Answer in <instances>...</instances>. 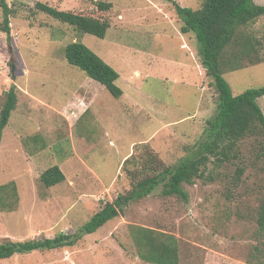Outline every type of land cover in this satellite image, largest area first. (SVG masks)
Here are the masks:
<instances>
[{"label":"rangeland","instance_id":"374dc122","mask_svg":"<svg viewBox=\"0 0 264 264\" xmlns=\"http://www.w3.org/2000/svg\"><path fill=\"white\" fill-rule=\"evenodd\" d=\"M38 1L62 10L107 18L104 38L38 10ZM6 0L11 40L0 27V111L5 91L17 86L18 104L3 130L0 185L15 182L17 204L0 208V242L75 233L106 202L129 191L145 145L165 165L195 155L214 116L218 92L205 73L193 33L169 0ZM198 8L203 0H176ZM264 5V0H254ZM1 2V0H0ZM4 12L0 4V24ZM264 37V16L253 25ZM81 41L119 72L123 95L65 58L69 42ZM183 45L185 47H183ZM264 53V51H263ZM235 95L264 85V62L227 71ZM264 111V96L258 99ZM264 135L247 137L238 158L216 167L214 179L183 183L188 193L164 195L163 185L132 202L124 213L73 246L36 250L0 264H146L131 228L141 225L175 235L180 264H250L257 241L255 214L264 194V163L257 158ZM137 159L124 164L127 157ZM58 165L66 178L48 187L44 170ZM244 172L236 180V168Z\"/></svg>","mask_w":264,"mask_h":264},{"label":"trees","instance_id":"16d2710c","mask_svg":"<svg viewBox=\"0 0 264 264\" xmlns=\"http://www.w3.org/2000/svg\"><path fill=\"white\" fill-rule=\"evenodd\" d=\"M169 1L174 4L182 21L181 32L194 34L199 45L201 64L218 92L216 112L207 120L206 137L199 144L195 155L181 160L176 166H170L165 165L159 155L145 145V153L139 158L137 172L128 170V174L140 173L143 177L135 180L129 191L101 206L78 232H59L54 237L27 240L6 239L0 242V259L36 250L73 246L83 234L97 231L123 214L130 203L148 196L159 185H163L164 195H178L187 199L188 193L183 188V183L194 185L198 179L213 180V171L208 168L210 163L218 167L238 158L242 141L247 137L264 135V111L258 101L264 96V85L248 88L235 95L224 76L227 71L264 62V37L258 36L253 29L255 22L264 16V5L257 4L254 0H203L200 7L192 8L182 6L176 0ZM0 4L4 12L0 27L11 40L10 16L14 11L6 0H1ZM35 7L54 19L71 25L79 35L89 33L104 38L111 25L107 18L62 10L41 1ZM97 7L101 11H107L111 9L112 3L100 0ZM65 58L68 63L103 84L114 97L123 95V89L116 83L119 72L83 42H69L65 47ZM4 94L0 111V144L3 130L18 104L17 86L12 84ZM259 143L257 158L264 163V144L262 141ZM133 159L135 161L137 158L132 154L126 158L124 164ZM243 172L244 168L237 166L236 180ZM65 178L58 165L44 170L41 174L42 182L48 187L61 183ZM17 201L14 181L0 185L2 210H13ZM255 221L257 241L250 252L249 263L264 264V194L257 208ZM131 232L138 255L146 264H180L179 243L175 235L141 225H133Z\"/></svg>","mask_w":264,"mask_h":264},{"label":"crops","instance_id":"0c3cea01","mask_svg":"<svg viewBox=\"0 0 264 264\" xmlns=\"http://www.w3.org/2000/svg\"><path fill=\"white\" fill-rule=\"evenodd\" d=\"M183 47H185V46L183 45Z\"/></svg>","mask_w":264,"mask_h":264}]
</instances>
